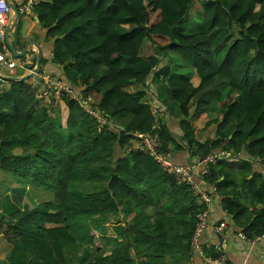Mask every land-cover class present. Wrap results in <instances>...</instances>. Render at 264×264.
<instances>
[{
    "label": "trees",
    "instance_id": "16d2710c",
    "mask_svg": "<svg viewBox=\"0 0 264 264\" xmlns=\"http://www.w3.org/2000/svg\"><path fill=\"white\" fill-rule=\"evenodd\" d=\"M200 6V31L188 33L184 22ZM31 11L54 41L61 81L108 122L67 91L56 94L42 72L36 85L0 80L7 84H0V169L8 176L0 200L29 185L55 196L24 209L0 201L6 264H199L193 237L206 206L139 147L135 131L158 135L171 160L178 151L192 160L227 152L242 162L240 185L224 156L202 176L196 169L194 179L217 188L226 213L248 225L247 238L264 236V175L254 170L264 167V0H38ZM19 12L16 35L25 39L30 9ZM186 66L190 73L180 69ZM226 88L245 95L225 104L215 132L198 141L192 108L207 110ZM171 101L181 113L178 135L168 123ZM78 182L94 188L74 191ZM248 199L258 205L250 209ZM121 214L125 224L114 225L113 237L92 224ZM77 217L85 228L72 224ZM90 226L106 243L99 251L87 246ZM204 253L218 255L215 247Z\"/></svg>",
    "mask_w": 264,
    "mask_h": 264
},
{
    "label": "crops",
    "instance_id": "0c3cea01",
    "mask_svg": "<svg viewBox=\"0 0 264 264\" xmlns=\"http://www.w3.org/2000/svg\"><path fill=\"white\" fill-rule=\"evenodd\" d=\"M10 5L14 4L18 10V16L15 13V11L12 9V12L8 16V23H7V29L10 28L9 37H7L10 40V43L16 48V50L21 53L22 51L26 50L25 55L22 57H15L13 52L11 51L14 59L16 60H24L27 62V66L25 69H23L24 74L28 75L32 73L35 69H37V60L41 58L42 60H47L45 63H41V70L40 73L42 75H55L59 77L62 81L64 77H61V67L58 65H55L53 62H51V59L53 57V50H54V41H49L47 39V30L42 27V25L39 22V19L36 15H34L33 11H31L32 5L36 3L38 0H8ZM26 6H29L30 13L26 15L23 18V24L21 27V37L25 36L26 38H17L16 35V26L18 23V20L20 18L19 14L22 11V9ZM12 8V7H11ZM28 9V10H29ZM191 11L189 12V14ZM193 16H200V18L203 17V11L195 10L192 11ZM31 26H33L32 30ZM200 31V24L196 31ZM16 42V44H15ZM8 46L7 44V38L6 42H0V46ZM9 47V46H8ZM1 51V50H0ZM29 55L28 57H25L26 55ZM1 65V63H0ZM19 70V69H18ZM17 70V71H18ZM17 71H11L4 67L2 70L0 68V75L4 77H15L20 78L21 75L17 74ZM184 71V68H183ZM39 73V74H40ZM41 76V75H40ZM7 83V81L1 79ZM34 77L31 78L32 82L34 81ZM6 83L1 84L7 85ZM38 82L34 83L33 85H36ZM64 85H69L63 83ZM70 86V85H69ZM125 89L129 92H133L135 90V86L125 85ZM163 90V89H162ZM161 90V91H162ZM244 96V95H243ZM197 110L195 108H192L193 112V127L195 129V133L197 134L196 138L200 142H206L207 138L211 136L212 133L215 132L216 126L215 122H212L216 118H220L222 112L219 114H215L214 112H211L208 114V110L202 111L201 115L198 117H194V113ZM180 119H181V113L178 111L172 113V116L169 119V127L171 130L178 135V132H180ZM208 122H212L209 126H207ZM224 151V150H223ZM221 153V152H218ZM231 155V154H230ZM245 156H247L245 154ZM226 159L229 162V167L233 170L234 176V184L240 185V178H241V171H239V168L242 165V162H238L237 159L232 158ZM235 157V156H233ZM200 158V157H199ZM198 158V159H199ZM225 159V158H224ZM173 163L175 164H184L186 162H193V160L190 158L187 151H178L173 153L172 158ZM196 169L198 170V173L200 176H202L203 167L197 166ZM195 169V170H196ZM255 172L262 173L264 175V167L257 163L254 165ZM252 175V174H251ZM196 177V176H195ZM195 181L198 184L202 186V188L205 189L204 182L200 179H196ZM232 186H230L231 188ZM210 191V190H209ZM211 211L208 218V225L206 229L204 230V233L201 235V237L198 240V249L195 252V260L199 264H207L205 260L201 257L200 250L204 251V248H210V247H217V245L220 242V236L216 233L215 228L218 225L219 222L225 221L228 223L227 227V242H228V256H229V262L230 264H264V236L258 237L256 239H249L247 238L246 234L243 232L245 227L247 226H239L235 222L233 216H229L226 211L223 209V203L222 199L223 196L219 195L218 190L217 192L211 193ZM199 201L203 203L200 199ZM2 204V203H1ZM204 204V203H203ZM246 206L250 205V209L254 206H257L258 204L251 205V199H248L247 202H244ZM206 206V205H204ZM241 234L245 236V238L241 237ZM217 251V250H216ZM218 253V252H217Z\"/></svg>",
    "mask_w": 264,
    "mask_h": 264
},
{
    "label": "built area",
    "instance_id": "2783aa9c",
    "mask_svg": "<svg viewBox=\"0 0 264 264\" xmlns=\"http://www.w3.org/2000/svg\"><path fill=\"white\" fill-rule=\"evenodd\" d=\"M29 6H26L22 9V12L28 11ZM12 12L11 5L8 0H0V42L5 43L7 38V23H8V16ZM0 63L3 65L6 69L11 71H17L18 69H25L27 66V62L24 60H16L14 59L10 49L8 46H4L2 50L0 51ZM40 77V74L37 76ZM45 82L53 87L54 92L56 94L61 93V91H67L72 98L77 99L81 102V104L84 103L83 106H85L89 112L97 117L98 122L101 123V125H104L108 122V119L99 112L95 111L89 106V103L87 100H81L80 97L75 96V93L71 91L68 87H66L62 81H59L53 77L45 76L44 77ZM39 80L34 79V82H38ZM40 94L42 95H48L47 90L43 87L41 89ZM91 102V98H89ZM155 114L160 113L157 109H154ZM134 136L139 138V147L141 145H144L146 148L150 149L151 154L156 158V160L161 164V166L164 168L165 171H167L170 174H173L176 181L179 184H186L190 185L193 190L198 193L199 199L206 205V208L198 214V224L194 233L193 237V247L197 245L196 249H198V240L201 237L202 233L206 229L208 225V218L211 211V193H216L217 188L215 186H212V189L209 191L208 189L202 188L200 184H198L194 179V171L197 166H202L203 171L202 174H205L208 170L211 164H213L218 159H221V157H230V153L222 152V153H209L207 156L199 159L193 160V162H190L188 164H174L171 160V154L165 153L160 151V143L158 140V135H154L151 133H143L139 131H135L132 133ZM227 227L228 223L223 221L219 225L216 226L215 231L220 236V242L216 247V250L218 252L217 256H211V255H205L203 251L200 250V254L204 257V260L208 264H230L229 262V256H228V242H227ZM241 237L245 238L243 234H241Z\"/></svg>",
    "mask_w": 264,
    "mask_h": 264
},
{
    "label": "rangeland",
    "instance_id": "374dc122",
    "mask_svg": "<svg viewBox=\"0 0 264 264\" xmlns=\"http://www.w3.org/2000/svg\"><path fill=\"white\" fill-rule=\"evenodd\" d=\"M195 10H199L201 11V6L199 8H192L191 9V13L188 14L184 24H185V27H186V31L188 33H192L194 31L197 30V28L199 27V24H200V21H201V18L200 16H193L192 15V11H195ZM29 55L27 54L26 57H28ZM174 64L175 66L177 67H181L182 66V61H181V58L180 57H177L174 59ZM0 68L3 70L4 69V66L3 65H0ZM181 70L183 68H180ZM190 67H184V71L185 73H190ZM57 80L61 81L60 78H58ZM34 82V81H33ZM32 82V83H33ZM35 83V82H34ZM162 93L165 94V97H166V90L163 89L162 90ZM40 95V94H39ZM239 95H245L244 92H242L240 94V92L236 93V92H232L230 90V88H226L223 90L222 94L220 95V97H217L214 99L213 101V104L207 109L208 110V114H210L211 112H214L215 114H219L220 112H222V109L224 107L225 104L229 103V102H233V101H236L238 100V97ZM75 96L77 97H80L79 95L75 94ZM72 99H75V98H72ZM60 101V100H59ZM58 101V102H59ZM170 104V108H171V111L172 113L178 111V107L176 105V103L174 101H171L169 102ZM82 106L84 105L81 104ZM202 113V110H197L195 113H194V117H198L199 115H201ZM138 144V142L136 143ZM7 175L4 171H2L0 169V192L2 191L3 189V186H4V183L5 181H7ZM6 184V183H5ZM17 182L13 183V187H17ZM26 186V185H25ZM27 188V189H26ZM26 188H19L18 187V191H15L12 190L11 188H9L7 191L10 192V195H3L1 197V203L4 204L5 203V200L4 199H7V200H10L9 204L7 206H14L16 207L17 209L19 208V205H21V209H24L26 208L27 206H30L34 203H41V201L43 200H49V199H55V196L54 194H52L51 192H38L36 190V188L34 186H26ZM94 187L91 185V184H88V183H82V182H78L76 184H73V189L74 191H77V192H83V191H87L89 189H93ZM43 191H46V190H43ZM51 193V194H50ZM22 211V210H21ZM20 211V212H21ZM17 214L18 212H15V215L14 218L17 217ZM19 215V214H18ZM110 219L107 221V222H103L101 223V220L99 219V221H92V224L93 225H97L99 226L100 230L102 228H104L103 230V235L105 237H110V236H114L115 235V231H114V225L117 223V224H121V225H124L125 222H124V217L123 215L121 214L117 219L115 218V216H110L109 217ZM81 222L83 225L82 227L85 228L86 227V220L84 218H79L77 217V219H72V224L74 223H79ZM100 230H96L95 228H92L91 229V226H90V232L92 233L93 235V242L89 243L87 246L95 251H99L102 249L103 245H105V241L102 240L98 234V232ZM76 234L77 235H80L82 234V232L80 230H77L76 231ZM83 239H85V237L82 236ZM196 246H194V253L196 252ZM196 249V250H195ZM8 248L4 242V240L2 238H0V259L3 260L6 258V252H7ZM4 261V260H3ZM183 262H180L182 264H186V261L185 260H182ZM5 262V261H4Z\"/></svg>",
    "mask_w": 264,
    "mask_h": 264
},
{
    "label": "water",
    "instance_id": "95a60500",
    "mask_svg": "<svg viewBox=\"0 0 264 264\" xmlns=\"http://www.w3.org/2000/svg\"><path fill=\"white\" fill-rule=\"evenodd\" d=\"M11 7H12V9L15 11V13L17 14V16H18V10H17V8H16V6L14 5V4H11ZM9 32H10V28H8L7 29V35H8V37H9ZM7 37V44H8V48L13 52V54H14V56L15 57H22L23 55H25V52H26V50H24V51H22L21 53H19L17 50H16V48L10 43V40H9V38ZM40 71H41V58H39L38 60H37V69H35L32 73H30V74H28V75H25L24 74V71H23V69H19L18 71H17V74L18 75H23L22 77H20V78H15V77H4V76H1L0 75V77H2L1 79H3V80H5V81H7V82H9V81H24V80H28V79H31V78H35L36 80H39V78L37 77L38 75H39V73H40ZM0 264H6V262H4L3 260H1L0 259Z\"/></svg>",
    "mask_w": 264,
    "mask_h": 264
},
{
    "label": "clouds",
    "instance_id": "9594fccd",
    "mask_svg": "<svg viewBox=\"0 0 264 264\" xmlns=\"http://www.w3.org/2000/svg\"><path fill=\"white\" fill-rule=\"evenodd\" d=\"M203 253H204V251H203ZM205 254V253H204ZM206 255V254H205ZM202 256V255H201ZM203 257V256H202ZM204 258V257H203ZM206 262V261H205ZM207 263V262H206ZM208 264V263H207Z\"/></svg>",
    "mask_w": 264,
    "mask_h": 264
}]
</instances>
